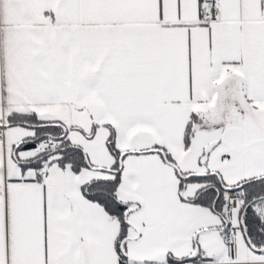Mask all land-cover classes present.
Returning <instances> with one entry per match:
<instances>
[{
    "label": "snow or ice",
    "instance_id": "1",
    "mask_svg": "<svg viewBox=\"0 0 264 264\" xmlns=\"http://www.w3.org/2000/svg\"><path fill=\"white\" fill-rule=\"evenodd\" d=\"M0 264H264V0H0Z\"/></svg>",
    "mask_w": 264,
    "mask_h": 264
}]
</instances>
